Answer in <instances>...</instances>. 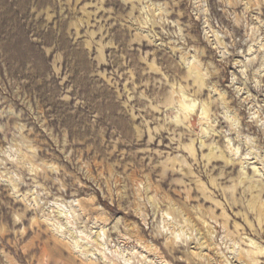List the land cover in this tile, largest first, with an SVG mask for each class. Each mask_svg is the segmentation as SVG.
<instances>
[{
	"label": "rangeland",
	"instance_id": "1",
	"mask_svg": "<svg viewBox=\"0 0 264 264\" xmlns=\"http://www.w3.org/2000/svg\"><path fill=\"white\" fill-rule=\"evenodd\" d=\"M263 203L264 0H0V264H264Z\"/></svg>",
	"mask_w": 264,
	"mask_h": 264
},
{
	"label": "bare ground",
	"instance_id": "2",
	"mask_svg": "<svg viewBox=\"0 0 264 264\" xmlns=\"http://www.w3.org/2000/svg\"><path fill=\"white\" fill-rule=\"evenodd\" d=\"M194 72L192 73L194 76H199L198 72H196L195 70H193ZM200 79V78H199ZM262 203V202H261ZM262 206L264 207V203L262 204ZM263 214V213H262ZM79 242V241H78ZM252 256V255H251ZM247 259V258H246Z\"/></svg>",
	"mask_w": 264,
	"mask_h": 264
}]
</instances>
